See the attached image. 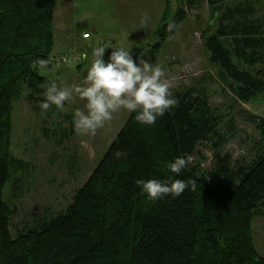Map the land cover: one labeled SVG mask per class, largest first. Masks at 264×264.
Masks as SVG:
<instances>
[{
  "label": "trees",
  "instance_id": "1",
  "mask_svg": "<svg viewBox=\"0 0 264 264\" xmlns=\"http://www.w3.org/2000/svg\"><path fill=\"white\" fill-rule=\"evenodd\" d=\"M56 1L0 0V264H264L252 226L264 206V117L245 112L259 139L253 158L236 165L231 154L220 152L226 140L222 118L205 92L193 90L178 93V104L154 125L139 123L132 112L65 211L37 218L12 234L17 208L5 200L4 191L28 170L11 151L12 113L26 89L32 106L41 111L46 78L33 62L53 53ZM209 1L213 9L220 6L215 25H208L209 30L218 26L206 40L210 61L239 100L253 101L264 93L262 8L252 2L225 6ZM195 2L187 0L191 7ZM185 17L182 7L175 18L165 12L155 32V50ZM169 22L175 24L171 32ZM94 45H69L68 50ZM110 53L105 50L106 62ZM130 53L138 60L142 52ZM203 143L214 151L207 169L195 158ZM117 151L126 156L117 159ZM185 155L193 162L179 175L172 173L170 163ZM152 179L192 180L195 187L179 197L153 200L136 183Z\"/></svg>",
  "mask_w": 264,
  "mask_h": 264
},
{
  "label": "rangeland",
  "instance_id": "2",
  "mask_svg": "<svg viewBox=\"0 0 264 264\" xmlns=\"http://www.w3.org/2000/svg\"><path fill=\"white\" fill-rule=\"evenodd\" d=\"M216 1H221L225 6L252 2L260 6L261 13H264V0ZM71 2L56 1L55 39L69 37L77 42L81 40L78 46H89L93 41L95 45H106L104 41L108 39L107 35L112 34L120 40L121 47H130V51L141 50L140 58L158 63L167 78L177 77L170 89L173 98L189 90L206 93L213 112L222 118L221 128L226 134V140L220 148L222 155L231 154L236 165L248 163L253 158L254 142L259 139V132L247 120L245 112L264 111V93L253 101L242 102L230 83L221 77L219 67L210 61L206 40L218 26L210 30L208 28L213 12V4L209 0H196L192 7L187 0ZM181 7L186 11V17L177 24L174 33L163 45L155 50L153 46L158 42L155 32L162 24L165 12L168 11L169 18H175ZM145 12L150 19L147 26L141 28L140 20ZM87 13L92 14L74 27L75 15ZM86 32H89L90 38L84 40L82 36ZM112 39H108V44L116 47ZM70 47L57 42L51 55L61 54ZM106 50L112 52L113 48ZM136 62L139 64V59ZM90 65L91 61L80 68H55L48 65L50 68L41 71L46 78L44 92L51 83H56L58 87L83 85ZM186 66L191 71H186ZM28 94L29 91L24 90L22 97L14 103L11 139L12 153L26 162L28 170L17 174L18 180L13 181L14 185H7L4 191L5 200L17 208L11 225L14 235L19 229L32 226L37 218L65 211L76 190L89 179L132 113L127 110L114 113L113 119L98 129L95 136L79 135L74 127V112L77 108L86 111L85 100L76 97L74 102H65L64 111L54 106L48 117L32 106ZM231 126L233 129L229 130ZM195 158L201 162L202 168H210L214 162L212 146L201 144ZM261 207L262 214L254 217L252 226L256 249L264 256V206Z\"/></svg>",
  "mask_w": 264,
  "mask_h": 264
},
{
  "label": "clouds",
  "instance_id": "3",
  "mask_svg": "<svg viewBox=\"0 0 264 264\" xmlns=\"http://www.w3.org/2000/svg\"><path fill=\"white\" fill-rule=\"evenodd\" d=\"M150 16L147 12L142 14L141 28L147 26ZM175 28L173 22H169L167 31ZM113 48L109 61L104 60L105 50ZM48 59H38L33 66H38L45 71L50 64ZM67 63V58H65ZM186 71L191 68L186 66ZM177 77L167 78L164 69L158 63H150L139 58V64L134 61L130 47H113L110 44L95 47L92 51L91 65L83 81V85L71 87H58L51 83L44 92V101L39 105L41 114H46L52 106L64 111L65 102H74L76 97L85 100V109L77 108L74 112V127L79 135L95 136L98 129L105 126L106 122L113 119V114L121 110L137 112L135 119L146 125H154L157 117L178 104V100L172 97L170 89L174 86ZM117 159L126 156V153L117 151ZM191 155L178 157L170 163L172 173L179 175L183 169L193 162ZM143 192L153 200L171 194L179 197L186 189H194L195 181L172 179L161 182L157 179L148 181L137 180Z\"/></svg>",
  "mask_w": 264,
  "mask_h": 264
},
{
  "label": "built area",
  "instance_id": "4",
  "mask_svg": "<svg viewBox=\"0 0 264 264\" xmlns=\"http://www.w3.org/2000/svg\"><path fill=\"white\" fill-rule=\"evenodd\" d=\"M83 39L87 40L90 38L89 32L83 34ZM104 45V44H102ZM101 45H94L92 47H83L81 49H70L58 55H51L48 60H50L49 66L55 68L62 67H76L86 61L92 60V51L95 47ZM67 58V63L65 62Z\"/></svg>",
  "mask_w": 264,
  "mask_h": 264
},
{
  "label": "crops",
  "instance_id": "5",
  "mask_svg": "<svg viewBox=\"0 0 264 264\" xmlns=\"http://www.w3.org/2000/svg\"><path fill=\"white\" fill-rule=\"evenodd\" d=\"M73 1V0H72ZM72 3V2H71ZM76 7V6H75ZM74 9V8H73ZM92 14V13H91ZM91 14L89 15L88 13L86 14V15H80V16H78V14H76L75 15V20H74V27H76L75 25H78V23L79 22H81L83 19H85V18H87V17H90L91 16ZM67 34H69V33H67ZM66 34V35H67ZM107 36H109L108 37V39H112V41L114 42V44L116 45V47H121V42H120V40L119 39H116V36H114V35H112V34H108ZM112 37V38H111ZM68 38V39H67ZM66 39L64 38V37H58V40H57V38L55 39V45H56V43L58 42L59 44H61L62 46H65V47H68L69 45H75V46H78V45H80L81 43H82V41L81 40H78V42L77 41H75V40H73V39H69V37H67ZM102 39H103V37H102ZM108 39H106V40H108ZM75 41V42H74ZM72 42V43H71ZM74 42V43H73ZM93 43H95V41H93ZM113 47H114V45H113ZM137 61V60H136ZM259 107H260V105H259ZM261 108V107H260ZM253 111V113H255V114H257V115H260V116H263L264 117V111L263 110H257V111H255V110H252Z\"/></svg>",
  "mask_w": 264,
  "mask_h": 264
},
{
  "label": "water",
  "instance_id": "6",
  "mask_svg": "<svg viewBox=\"0 0 264 264\" xmlns=\"http://www.w3.org/2000/svg\"><path fill=\"white\" fill-rule=\"evenodd\" d=\"M219 14H220V6L218 5V6L214 7V9H213L211 18H210V20L208 22L209 26H214L215 25V22L218 19Z\"/></svg>",
  "mask_w": 264,
  "mask_h": 264
}]
</instances>
